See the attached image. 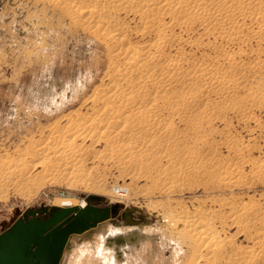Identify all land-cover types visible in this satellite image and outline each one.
I'll use <instances>...</instances> for the list:
<instances>
[{"label": "rangeland", "instance_id": "rangeland-1", "mask_svg": "<svg viewBox=\"0 0 264 264\" xmlns=\"http://www.w3.org/2000/svg\"><path fill=\"white\" fill-rule=\"evenodd\" d=\"M67 17L47 4L0 0L2 159L18 157L29 140L38 139L42 132V136L46 135L48 125L55 121L63 125L65 116H72L76 109L82 114L90 106L82 103L100 83L106 63L104 50L81 30L74 32L69 28ZM254 31L255 27H251L244 33L250 37ZM191 38L197 42L177 44L168 52L185 53L191 65L213 62L227 76H247L246 83L230 95L222 96L220 90L213 89L203 100L194 102V114L172 118L177 142L169 153L178 167L189 169L184 153L188 156L198 152L199 161L205 160L210 166L204 172L218 167L219 176L207 173L209 178H203L189 173L178 179L170 192H164L161 185L152 181L168 172L164 161L148 160V168L138 167L141 177L133 179L125 169L100 161L98 153L104 149L100 143L92 147L81 164L91 170L87 181L94 183L96 190L70 185L61 173L48 167L33 171L41 172L42 178H33L26 184L22 188L24 194L10 184L0 183V233L14 221L29 218L28 212L36 211L37 219L45 218L44 211L59 208L58 200L68 199L72 203L84 201L85 205L117 209L94 229H98L99 236L89 231L71 237L60 264H109L112 260L115 264H187L192 250L167 233L163 216L196 208L220 212L224 221H217L216 225L225 224L221 236L233 243L235 251L260 249L256 235L264 220L254 225L252 218L251 239L245 238L234 221L225 218L227 207L222 201H231L234 208L248 204L252 213L264 218V44L254 39L230 44L216 34L204 35L199 26H194ZM139 39L136 35L132 38ZM142 40L150 42V37ZM231 60L246 65L245 69L227 68ZM189 69L186 67L185 71ZM203 81L196 80L195 88ZM172 91L176 101L183 103L179 90L173 87ZM229 166L238 170L239 183H224L222 173ZM112 185L125 187L128 192L119 197ZM126 209L131 210L128 215ZM196 264L203 262L198 260ZM254 264H263V260Z\"/></svg>", "mask_w": 264, "mask_h": 264}, {"label": "bare ground", "instance_id": "bare-ground-1", "mask_svg": "<svg viewBox=\"0 0 264 264\" xmlns=\"http://www.w3.org/2000/svg\"><path fill=\"white\" fill-rule=\"evenodd\" d=\"M31 1L47 4L50 9L68 16L69 28L74 32L81 30L82 34L99 43L106 63L100 83L83 100L82 104L90 105L85 112L81 114L76 109L72 116H65L63 125L58 121L48 125L45 137L42 132L38 139L29 140L25 148L20 149L18 157L0 158L1 186L10 184L24 194L22 188L41 176V172L33 171L48 167L61 173L70 185L96 190L97 186L87 181L91 170L81 164L92 147L100 143L104 145L98 153L100 161L125 169L133 179L141 177L138 167L148 168V160L164 161L168 172H162L152 180L155 185H161L164 192H170L172 185L189 173L203 178L219 176L218 167L210 169L209 175L204 172L210 166L205 160L199 161L198 152L188 156L184 153L189 169L178 167L179 163L169 153L177 142L172 118L194 114V102L203 100L213 89L220 90L222 96L230 95L246 83L247 76L240 74L234 78L221 74V68L213 62L191 65L185 53L177 51L171 55L168 50L177 44L197 42L191 38L194 26H199L206 36L216 34L230 44L245 43L250 39L264 44V0ZM251 27H255V31L248 37L244 32ZM135 35L140 39L133 41ZM147 37L150 42L142 40ZM245 66L231 60L227 68L245 69ZM186 67H190L189 71H185ZM249 69L251 71L252 67ZM199 78L204 81L195 88ZM173 87L179 90L183 103L176 101ZM109 145L114 148H108ZM237 175L236 168L227 167L222 173L224 183H239ZM112 190L119 193V197L128 192L117 185H112ZM226 200L222 201L227 207L225 218L232 219L244 237L251 239V219H255L256 225L264 220L263 216L252 213L248 204L234 208L233 203ZM215 202L216 199L212 201ZM57 203L59 208L85 206L84 201L72 203L68 199H60ZM217 221H224L218 210L200 208L163 216L167 233L191 248L192 255L187 264H196L198 260L203 264H254L259 259L264 264V257H261L264 256V226L256 235L260 249L247 248L238 252L230 240L221 236L225 224L216 225ZM95 228L86 232L98 235ZM83 234L85 232L69 239ZM109 264H115L114 260Z\"/></svg>", "mask_w": 264, "mask_h": 264}, {"label": "water", "instance_id": "water-1", "mask_svg": "<svg viewBox=\"0 0 264 264\" xmlns=\"http://www.w3.org/2000/svg\"><path fill=\"white\" fill-rule=\"evenodd\" d=\"M117 206L54 208L45 218L37 219L36 211L28 212L0 233V264H59L66 242L95 228L115 214ZM130 209L125 210L128 215Z\"/></svg>", "mask_w": 264, "mask_h": 264}]
</instances>
